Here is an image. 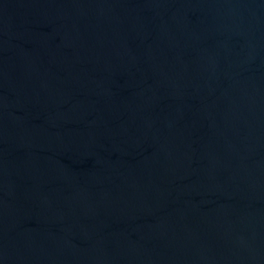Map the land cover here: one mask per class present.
Here are the masks:
<instances>
[{
    "label": "water",
    "instance_id": "95a60500",
    "mask_svg": "<svg viewBox=\"0 0 264 264\" xmlns=\"http://www.w3.org/2000/svg\"><path fill=\"white\" fill-rule=\"evenodd\" d=\"M0 264H264V0H0Z\"/></svg>",
    "mask_w": 264,
    "mask_h": 264
}]
</instances>
